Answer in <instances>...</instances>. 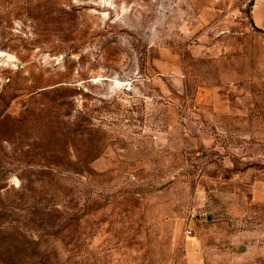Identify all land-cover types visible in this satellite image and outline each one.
<instances>
[{
	"label": "rangeland",
	"instance_id": "1",
	"mask_svg": "<svg viewBox=\"0 0 264 264\" xmlns=\"http://www.w3.org/2000/svg\"><path fill=\"white\" fill-rule=\"evenodd\" d=\"M250 1L0 0V264H264Z\"/></svg>",
	"mask_w": 264,
	"mask_h": 264
},
{
	"label": "crops",
	"instance_id": "2",
	"mask_svg": "<svg viewBox=\"0 0 264 264\" xmlns=\"http://www.w3.org/2000/svg\"><path fill=\"white\" fill-rule=\"evenodd\" d=\"M250 22L264 30V0H251L248 8Z\"/></svg>",
	"mask_w": 264,
	"mask_h": 264
}]
</instances>
